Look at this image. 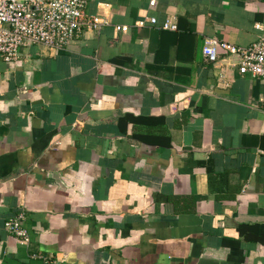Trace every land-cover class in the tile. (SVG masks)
<instances>
[{
	"label": "crops",
	"instance_id": "0c3cea01",
	"mask_svg": "<svg viewBox=\"0 0 264 264\" xmlns=\"http://www.w3.org/2000/svg\"><path fill=\"white\" fill-rule=\"evenodd\" d=\"M150 1L0 57V264H264V82L202 56L256 42L264 0Z\"/></svg>",
	"mask_w": 264,
	"mask_h": 264
},
{
	"label": "built area",
	"instance_id": "2783aa9c",
	"mask_svg": "<svg viewBox=\"0 0 264 264\" xmlns=\"http://www.w3.org/2000/svg\"><path fill=\"white\" fill-rule=\"evenodd\" d=\"M150 7L156 1L151 0ZM155 24L156 20L149 21ZM105 25L94 15L87 14L86 0H0V57L7 63H15L20 50L29 45H42L52 50L64 48L70 41L81 36L84 30H99ZM140 21L137 26L143 27ZM164 29H174L165 23ZM260 35L248 47L237 48L224 41L206 40L202 56L215 61L220 55H234L238 58L237 71L264 82V24L256 25ZM259 109L264 113V96ZM24 213H19L5 223L6 231L21 243L28 241L22 222Z\"/></svg>",
	"mask_w": 264,
	"mask_h": 264
}]
</instances>
